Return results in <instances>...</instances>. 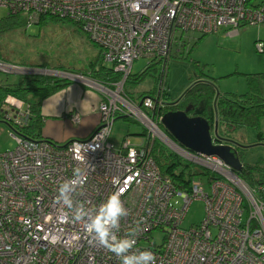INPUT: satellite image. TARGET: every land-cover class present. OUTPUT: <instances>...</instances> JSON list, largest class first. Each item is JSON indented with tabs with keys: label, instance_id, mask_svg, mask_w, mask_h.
Masks as SVG:
<instances>
[{
	"label": "built area",
	"instance_id": "built-area-1",
	"mask_svg": "<svg viewBox=\"0 0 264 264\" xmlns=\"http://www.w3.org/2000/svg\"><path fill=\"white\" fill-rule=\"evenodd\" d=\"M0 8L23 13L26 27L42 15L73 21L119 75L86 78L103 96L98 124L88 137L61 144L20 132L18 124L28 118L22 100L8 95L1 103L15 146L0 151V264H121L87 229L114 192L121 193L125 214L106 226L113 240L136 241L130 256L148 249L156 264H264V185L250 188L219 157L188 152L168 139L160 128L163 77L156 96L140 104L124 91L136 59L161 61L164 68L187 33L262 23L264 0H0ZM255 47L261 51L263 43ZM9 67L21 69L0 61V70ZM123 114L145 125L147 138L139 144L110 140ZM156 137L193 163L187 190L161 173L150 152ZM63 182L68 187L61 194ZM193 200L203 201V218L183 227ZM153 232L162 233L160 243Z\"/></svg>",
	"mask_w": 264,
	"mask_h": 264
},
{
	"label": "rangeland",
	"instance_id": "rangeland-1",
	"mask_svg": "<svg viewBox=\"0 0 264 264\" xmlns=\"http://www.w3.org/2000/svg\"><path fill=\"white\" fill-rule=\"evenodd\" d=\"M254 1L258 0H252V2ZM6 13V9L0 8V17L5 16ZM188 35L189 43L180 52L171 50L164 66L165 83L164 92L161 96L162 101L173 102L178 100L189 86L200 77L210 80L220 94L227 92L242 94L247 90L248 75L264 73V22L243 24L237 28L220 29L216 33L204 34L196 44L193 42L197 40L200 34ZM257 41L263 43L261 51L255 47ZM96 47L99 48L87 38L85 32L78 25L66 18L56 19L48 16L42 19L40 23H33L29 27L23 25L0 33L1 61L19 64L18 66H22L21 73L26 75L34 71L36 73L37 70H32V68L39 67L45 68L46 70L42 71L51 77L67 78L62 72L71 74L92 72V61H95L97 65L104 61L102 58L96 59ZM147 61L145 58L136 59L131 66L130 78L142 70ZM105 65L110 67L108 62H105ZM162 65H159L155 73L150 71L145 74L138 83L127 81L124 90L127 94L132 95V101L138 103L142 98H140L141 94L156 96L157 78L162 70ZM6 70L10 72V67ZM53 70L57 71L53 72ZM7 72L4 73L0 70V78L9 82L18 79L19 74ZM88 77L94 78L93 75ZM76 78L83 80L79 77ZM67 79L72 80L69 77ZM262 86L264 89V78ZM88 90L97 92L98 89L94 90L89 87ZM98 93H100L99 90ZM128 117L129 120H125L123 117L115 120L110 135L112 142L118 144L127 137L131 144H139L142 139L147 138V135L141 134L145 125L136 117ZM2 121L1 118L0 151L12 149L15 146L14 140L8 135L9 126ZM221 132L222 134L224 132L225 135H219L220 137L231 140L234 145L237 144L238 157L243 165L251 166L260 159H264V141L258 139L259 134L264 137V117L260 119L257 127L239 126ZM156 140L166 149L180 156L184 162L193 165L190 160L170 147L171 144H168L170 142L168 139L163 137V139L157 138ZM203 215V201L193 200L185 214L182 226L188 227L199 223ZM152 236L156 243H160L161 232H153Z\"/></svg>",
	"mask_w": 264,
	"mask_h": 264
},
{
	"label": "trees",
	"instance_id": "trees-1",
	"mask_svg": "<svg viewBox=\"0 0 264 264\" xmlns=\"http://www.w3.org/2000/svg\"><path fill=\"white\" fill-rule=\"evenodd\" d=\"M51 15H42L37 23H40L42 19ZM56 19H63L56 16H51ZM26 17L23 13H6L5 16L0 17V33L9 29L17 27H26ZM203 35L197 38L193 43L196 44ZM2 57L0 56V61ZM98 60H100L98 58ZM5 64L15 65L16 63ZM198 63L197 61H195ZM92 66L99 67L95 61L91 62ZM161 61L149 62L146 66L136 73L134 76L127 78L124 86L128 80L133 83H138L148 72H156ZM18 66V65H16ZM19 67V66H18ZM22 68V67H21ZM104 68V67H100ZM163 68V67H162ZM98 70V68H96ZM97 70H93L94 72ZM112 74V67L109 69ZM4 73L6 71H3ZM19 74L18 79L12 81V83H3L0 79V108L8 95H12L24 103L27 104L28 118L25 123H19L18 127L20 132L24 135L41 138V118H40V106L41 102L50 94L60 90L62 87L68 85L71 80L59 76H49L45 74ZM115 79L119 78L117 73L113 76ZM164 78V68L158 75V82L161 78ZM264 73H253L247 77V90L242 94H236L227 92L220 94L214 84L207 79L199 78L182 94V96L170 102H163L161 110L164 112L168 110L185 109L188 105L192 106L188 115L194 116L200 114L204 117L211 126V132L213 125L216 121L217 128L221 131L234 129L239 126H254L257 127L260 119L264 117V89L262 86V80ZM125 91V90H124ZM126 93V92H125ZM127 94V93H126ZM128 95V94H127ZM132 99V95H128ZM150 96V95H147ZM142 97V98H141ZM143 94L140 98L143 99ZM1 110V109H0ZM0 116L1 112H0ZM123 116L125 120H129L127 115ZM160 128L168 135L166 130L160 125ZM146 129V128H145ZM142 130L141 134H146V130ZM260 141H264V137L259 134ZM236 155H238V147L235 146ZM150 152L153 156L156 164L158 165L162 174L169 177L172 183L179 189H188V179L192 174L193 165L184 162L180 156L173 151L166 149L158 140H152L150 142ZM237 176L243 180L250 188H259L264 185V159H260L254 165H243L239 171H235Z\"/></svg>",
	"mask_w": 264,
	"mask_h": 264
},
{
	"label": "crops",
	"instance_id": "crops-1",
	"mask_svg": "<svg viewBox=\"0 0 264 264\" xmlns=\"http://www.w3.org/2000/svg\"><path fill=\"white\" fill-rule=\"evenodd\" d=\"M188 34H192V33L185 34L181 39L180 43H175L172 47L173 51L175 52L182 51V49L190 41L187 40V38H189ZM98 58L99 59L101 58L99 48H97L96 59ZM6 65H12V64H6ZM15 65H19V64H15ZM111 66L112 65L110 64V67H107L105 65V62H101L100 66L98 67V70L96 69L97 68L96 65L91 67L93 70H97L95 72L88 71L78 74L62 72L63 74H65V77L67 78L68 76L70 77L72 76V80L68 85L50 94L41 102V106H40V118H41L40 137L41 138L49 139L55 143L61 144L71 139L86 138L94 131L99 121L98 105L102 100L103 96L101 93H98V90H96L94 86L87 83L86 78L97 81L98 80L104 81L108 78H111L114 76V72L112 71L111 74L109 70ZM100 67H104V68H100ZM54 71L57 70H53V72ZM7 73H18V72L11 71ZM90 75H93L95 79L88 77ZM76 77L82 78L83 80L78 79ZM0 79L3 80V78ZM4 82L8 84L12 83L7 80H3V83ZM89 87L93 88L97 92L89 91L88 90ZM119 117H123V116H119ZM1 118L2 117L0 116V119Z\"/></svg>",
	"mask_w": 264,
	"mask_h": 264
},
{
	"label": "water",
	"instance_id": "water-1",
	"mask_svg": "<svg viewBox=\"0 0 264 264\" xmlns=\"http://www.w3.org/2000/svg\"><path fill=\"white\" fill-rule=\"evenodd\" d=\"M32 70H37L36 74H46L42 71L46 70L44 68H32ZM17 72L21 73L20 70ZM33 73L35 74V71ZM49 74L53 75L52 73ZM68 77L72 78V76ZM141 101H139V104ZM170 103L172 104V102ZM191 107L188 105L183 110H168L164 112L161 117V125L168 135L164 134L175 145L184 148L188 152L217 156L230 165L233 170L239 171L243 164L235 152L237 144L235 143L234 145L231 140L219 136L216 121L211 132V126L204 117L188 115Z\"/></svg>",
	"mask_w": 264,
	"mask_h": 264
},
{
	"label": "clouds",
	"instance_id": "clouds-1",
	"mask_svg": "<svg viewBox=\"0 0 264 264\" xmlns=\"http://www.w3.org/2000/svg\"><path fill=\"white\" fill-rule=\"evenodd\" d=\"M74 172L79 173L80 170L76 169ZM67 187L66 182L59 186L61 194ZM123 205L121 193H112L106 202L99 207V211L93 220L87 224L88 231L94 234L101 245L113 252L120 259L121 264H156V256L148 249L140 251L139 255H128L130 250L135 247L136 241L127 238L116 240L111 238V233L106 225L118 223L119 218L125 214Z\"/></svg>",
	"mask_w": 264,
	"mask_h": 264
},
{
	"label": "flooded vegetation",
	"instance_id": "flooded-vegetation-1",
	"mask_svg": "<svg viewBox=\"0 0 264 264\" xmlns=\"http://www.w3.org/2000/svg\"><path fill=\"white\" fill-rule=\"evenodd\" d=\"M197 115H200V114H197ZM235 152H237L236 149H235Z\"/></svg>",
	"mask_w": 264,
	"mask_h": 264
}]
</instances>
